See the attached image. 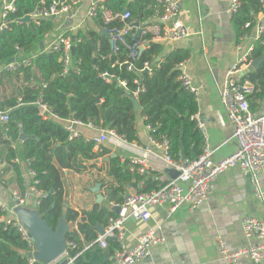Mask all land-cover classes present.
Segmentation results:
<instances>
[{
	"label": "trees",
	"instance_id": "trees-1",
	"mask_svg": "<svg viewBox=\"0 0 264 264\" xmlns=\"http://www.w3.org/2000/svg\"><path fill=\"white\" fill-rule=\"evenodd\" d=\"M240 1V8L231 16L238 37L252 34L258 14L264 12V0ZM49 3L50 0L16 1L15 11L7 15L10 28L0 32V61L7 62L12 57L20 58L39 50L44 34L54 29L53 18L37 22L32 18L28 21L22 19ZM153 4L151 0H107L104 7L109 11H129L130 17L125 21L114 18L105 22L99 11L95 23L105 29L109 37L99 30L87 33L67 31L73 38V69L62 74L58 53L39 54L31 66L11 73L15 78L22 76L23 84L14 96L0 101V113L8 116V120L1 124L0 133L7 147L5 161L10 165L4 172L13 169L19 193L23 195L21 163L14 162V158L18 157L34 171L37 188L46 194L39 198L36 209L53 229L63 213L66 222H75L79 218L76 211L64 205L62 171L83 173L96 167L98 159L109 157L105 175L97 176L96 181L112 189L108 197L111 205L100 207L96 204L84 211V216L77 221V228L66 232V242L73 244L67 248L73 264H110L105 252L110 257L118 244L114 239H108L106 250L102 249L96 242L94 226L98 223L105 226L110 217L118 214V207L112 204L123 201L128 187L143 192L158 189L166 181L158 183L152 172L141 173L128 158L110 157V148L98 145L94 150L95 142L83 136L69 138V132L64 128L66 119L74 118L82 123L91 122L98 127L114 129L132 143L138 141L135 120L139 114L145 117L144 124L153 128L150 135L160 142L166 141L172 158L178 155L195 157L204 145L202 134L192 119L197 112L196 96L182 85L179 78L180 65L188 54L175 50L160 62L156 61L162 52L161 43L153 40L152 34L139 35L135 29L134 17L140 19L141 13L142 18L152 17ZM125 22H130L132 30L123 35L124 42L117 40L112 45L113 29L122 28ZM246 23L250 25L245 27ZM263 41L264 29L254 41L249 56L251 61L260 57L263 60L256 68L242 72L241 76L242 81L248 80L252 85V92L247 95L252 111L264 105ZM133 44L137 45V54L131 58L127 46ZM140 46H144L141 51ZM146 62L149 70H142ZM102 73L110 79L103 78ZM136 79L144 86L136 98L137 110L132 101V93L139 87L134 82ZM43 82H46L45 87ZM39 96L51 110L47 120H42L35 104ZM20 136L24 139L20 140ZM13 143L15 147H11ZM3 215L5 213L0 210V217ZM80 234L84 242L90 243L87 249H82ZM25 249L26 244L16 228L0 220V264H28L22 256Z\"/></svg>",
	"mask_w": 264,
	"mask_h": 264
},
{
	"label": "crops",
	"instance_id": "crops-1",
	"mask_svg": "<svg viewBox=\"0 0 264 264\" xmlns=\"http://www.w3.org/2000/svg\"><path fill=\"white\" fill-rule=\"evenodd\" d=\"M177 2L179 5L177 20L186 26L190 34L177 41H156L162 45L161 55L156 61L160 62L166 54L175 50L188 54L180 69L199 86L196 94V113L204 124L211 159L217 162L232 154L237 147L231 123L220 102L219 90L225 80L226 71L254 44V32L245 34V37L237 36L232 26V18L227 12L229 0H177ZM88 5L89 1L84 0L74 5L69 12L52 17L54 29L49 33L50 37L55 38L73 30H82L85 33L99 30L102 33L104 29L99 28L95 19L87 14ZM142 15L143 13L140 19L134 17L135 29L139 35L152 34L153 39L162 25L171 23L170 21L161 23L155 17L142 18ZM262 16L264 17V14ZM21 84L23 79L20 75L15 78L8 74L0 80V101L14 96L17 89L21 88ZM263 111L264 105L255 112ZM2 123L4 122L0 119V133ZM135 125L138 141L133 144L136 151L124 152L119 148H113L108 142H104L103 146L110 148L111 153H116L122 160L131 153L140 152V148L148 143V132L139 114H136ZM78 128L87 137L97 133L94 128L85 126ZM202 137L204 142L203 134ZM6 153L7 147L0 136V200L12 207V193L20 192V188L14 179L13 169L9 168L4 172L7 166L10 167L5 161ZM148 159L152 176L158 183L172 179L174 170L162 162L159 148L151 146ZM19 163L22 168L23 189L24 192H28L31 176L27 174V165L24 162ZM107 165L108 161L96 163V167L88 168L83 173L67 169L62 171L64 205L76 211L79 217L75 222H67L68 231L77 228V221L84 216V211L92 209L96 204L100 207L111 205L108 197L112 189L96 181L97 176L105 175ZM260 177L264 185V169ZM95 183H100L101 200H97L96 193L90 190ZM127 189L128 192L135 191L132 187ZM28 205H33L36 209L38 204L36 205L35 200L29 197L24 206ZM246 216L263 217L264 199L259 201L255 198L249 179L237 167H231L212 182L209 200L194 210L183 204L174 212H169L167 205H158L151 208L150 218L146 222L128 218L124 223V242L126 246L131 247L141 233L154 228L165 236V242L153 246L150 255L136 264H227L220 257L219 241H223L230 249L263 241L254 236L248 238L244 235L242 219ZM79 238L82 249H87L90 243L84 242L82 234ZM106 254L108 253L105 252ZM106 259L111 260V256ZM65 264H73V261L68 258ZM239 264L257 263L248 257H242ZM259 264H264V251Z\"/></svg>",
	"mask_w": 264,
	"mask_h": 264
},
{
	"label": "built area",
	"instance_id": "built-area-1",
	"mask_svg": "<svg viewBox=\"0 0 264 264\" xmlns=\"http://www.w3.org/2000/svg\"><path fill=\"white\" fill-rule=\"evenodd\" d=\"M16 1L17 0H0V32L10 28V21L7 20V15L15 11ZM83 1L84 0H50L47 6L39 10H34L29 15V19L32 18L37 22L39 19L52 18L69 12L74 5L80 4ZM88 1L87 14L91 18L95 19L99 11H101L102 18L105 22L114 18L125 21L130 17L129 11L122 13L109 12V10L104 7V3L107 0ZM151 1L154 3V14L152 17H155L161 23L166 21L171 22L169 25H162L156 38L153 40L177 41L190 34L186 26L177 20L179 12L177 0ZM240 5V0H229L228 14L232 16L238 11ZM262 14H264V12L259 13V18L262 19L258 18L259 20L257 19L254 26V41L260 37L264 29V17ZM249 25V23H246L245 27ZM132 28L130 22H125L124 26L120 29L114 28V33L111 36L112 45L117 40L124 42L123 35L131 31ZM75 31L76 30H73V32ZM49 33L44 34L43 39L40 41L43 42L42 47L39 46L37 52L23 54L20 58L12 57V59L7 62L0 61V80L4 79L8 74L21 72L23 68L31 66L32 60L37 55L50 52L59 54L58 61L60 62L62 74H66L73 69L74 60L71 54V48L73 47L72 36L65 32L55 38H51ZM245 36L244 34L241 37ZM262 43L264 44V41ZM238 46L240 48V45ZM127 47L130 50V57L134 58L137 54V45L133 44ZM252 47L253 45L226 71L225 80L219 90L220 102L231 123L233 137L236 141L237 147L232 154L217 162L211 159V153L206 142L204 124L201 122L197 113L192 115V119L195 120L196 126L202 132L205 141L202 151L192 158L184 155H178V157L172 158L168 152L166 141L160 142L154 139L150 135L153 128L150 125H145L148 132V143L140 148V152L131 153L127 158L133 164L137 165V169L141 173L151 172L152 168L148 157L151 152V146H155L161 150L162 162L166 167L177 172V176L158 189L143 192H128L120 204H112V206L118 207V214L108 219L106 225L103 227V232L97 233L96 238V242L102 248H107L108 239H114L117 242L118 246L111 255L110 264H136L150 255L153 246L164 244L165 242V236L160 231L149 228L137 237L133 246H126L124 242V223L128 218L146 222L150 218L151 208L158 205H167L169 212H174L183 204H187L190 209L193 210L198 208L209 200L212 182L227 168L237 167L249 179L255 198L259 201H263L264 185L260 175L264 169V111L257 113L251 110L247 95L252 92V85L248 80L242 81L241 79L243 70L250 65L251 60H249V56ZM130 67L129 65L128 68ZM142 70H149V63H144ZM101 76L106 80L110 79L106 73H102ZM179 78L182 81V85L196 96L199 86L182 71ZM134 82L138 84L139 87L132 93V96L137 98L139 92L144 90V86L138 79ZM42 86L45 87L46 82H43ZM35 104L39 107V115L42 120H47L52 114L49 106L40 99V96L36 99ZM142 118L143 120L145 119L144 116H142ZM0 119L6 122L8 120L7 114L0 113ZM80 126L94 128L97 130V133L87 137L83 135L82 131L78 128ZM64 128L69 132V138L83 136L87 140L94 141L96 144L94 150H97L98 145H103L104 142H108L113 145V148H119L124 152L136 151L134 149V147H136L135 144H133L134 142H128L114 129L98 127L91 122L82 123L80 120L74 118L66 119ZM11 147H15V144H11ZM14 162L19 163L18 157L14 158ZM27 174L31 176L28 192L25 191L22 195L14 191L12 193L13 201L17 202L18 205H24L26 200L32 197L37 205L39 203V198L46 194L37 188L38 180L35 179L34 171L28 169ZM0 210L5 213V215L0 217V220L4 221L6 225L12 224L19 233L20 238L25 242L26 249L23 252V257L27 260L28 264H43L33 257L32 254L35 251L34 243L27 229L14 213L13 207L7 206L0 200ZM242 230L246 237L249 238L254 236L263 241L237 249H230L226 247L223 241H219L218 251L220 257L227 264H239V260L242 257H248L259 264L264 251V216L260 218L252 216L244 217L242 219ZM69 245L73 244L67 242V248ZM29 253H31L32 256H29ZM65 255L73 261V257L70 256L67 251H65Z\"/></svg>",
	"mask_w": 264,
	"mask_h": 264
},
{
	"label": "water",
	"instance_id": "water-1",
	"mask_svg": "<svg viewBox=\"0 0 264 264\" xmlns=\"http://www.w3.org/2000/svg\"><path fill=\"white\" fill-rule=\"evenodd\" d=\"M22 20L28 21L29 17L26 16ZM102 33L108 37L110 36V34L105 30H103ZM88 41L93 44L91 39H88ZM42 44L43 42H40L39 46L42 47ZM143 47L144 46L139 47L140 51L143 49ZM71 54H74V47L71 48ZM262 60V57L252 60L250 65L243 70V73L256 68ZM132 101L134 109L137 110L139 105L136 98L132 97ZM20 139L23 140L24 136H20ZM109 156L115 157L116 153L112 152ZM108 158L109 157L104 156L101 159H98L97 163L107 162ZM173 173L174 175L172 179L177 176V172L173 171ZM90 190L96 193L97 200L102 199V195H100V183H95L92 187H90ZM51 206H53V204ZM12 207L17 218L27 229L28 234L34 243L35 251L32 255L35 257V259L42 262L43 264H65L68 262V258L65 255V251H67L65 235L68 231V224L65 221L64 213L61 215L60 221L56 228L53 229L48 225L47 221L40 216L37 209L29 208L24 205H18L17 202L14 201L12 203ZM94 228L98 233L103 232V227L101 224L95 225ZM28 255L32 256L31 253ZM105 257L108 258L109 255L106 254Z\"/></svg>",
	"mask_w": 264,
	"mask_h": 264
},
{
	"label": "rangeland",
	"instance_id": "rangeland-1",
	"mask_svg": "<svg viewBox=\"0 0 264 264\" xmlns=\"http://www.w3.org/2000/svg\"><path fill=\"white\" fill-rule=\"evenodd\" d=\"M27 207H29V208H34L33 205H30V206L28 205Z\"/></svg>",
	"mask_w": 264,
	"mask_h": 264
}]
</instances>
